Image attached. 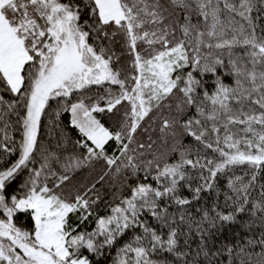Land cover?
Returning <instances> with one entry per match:
<instances>
[{
    "label": "snow or ice",
    "instance_id": "6c2138e0",
    "mask_svg": "<svg viewBox=\"0 0 264 264\" xmlns=\"http://www.w3.org/2000/svg\"><path fill=\"white\" fill-rule=\"evenodd\" d=\"M261 19L264 0H0V264H264Z\"/></svg>",
    "mask_w": 264,
    "mask_h": 264
},
{
    "label": "trees",
    "instance_id": "16d2710c",
    "mask_svg": "<svg viewBox=\"0 0 264 264\" xmlns=\"http://www.w3.org/2000/svg\"><path fill=\"white\" fill-rule=\"evenodd\" d=\"M259 23H260L261 25H264V19H261V20L259 21ZM117 50H118V51L120 50V49H119V46H117ZM235 51L240 52V51H242V49H239V48H238V49H236ZM128 59H129V58H128L127 56L122 57V60H124V61H127ZM209 78H210V77H209ZM226 82H227V83H231V82H232V81H231V78L226 79ZM207 87L212 88L211 83H209V84L207 85ZM66 118H67V114H65V115L62 117V119H64L65 122H66ZM158 126H159V122H157V125H156L157 129H158ZM45 131H46V130H45ZM68 131L71 132L72 130L69 128ZM72 134H74V133H72ZM16 135H17V139H19V134L17 133ZM151 135H152L153 139H156V140H157V144L154 145V147H161V148H162V145L160 144V141L158 140V137H159V132H158V130H157L156 132H152ZM57 138H58V134H57V132H56L55 130H53V132H52V136H51V137H48L47 135H45V140H47L50 144H54V143H55V140H56ZM146 138H147V134H146V133H142V134H141V139L146 140ZM185 142L187 143L188 141L186 140ZM23 178H24L23 175H22L21 177H19V178H18V179L12 184V188H10L9 191H11L12 189H15V188L17 187V185L22 181ZM109 183H111V182H109ZM224 183H225V181H224V180H221V186H222V187L224 186ZM113 191H114V189H112L111 187H109L108 185H106L105 188L102 189V192L104 193V199H105V200L110 199ZM203 195H204L205 199H206L209 203H211V201L214 199V195H213V194H210V193H204ZM201 203H204V200H202ZM103 207H104V205H103V203H101V209H103ZM21 218L23 219V217H21ZM238 219H240V220L243 221V220H246L247 217H246V216H241V217H239ZM237 231H240L241 236L247 234V233H245V232L243 231V229H242V227H241L240 224H235V225L226 226L225 229H224V231H223V233L218 237V239H223V240H226V241L235 242V239H236L237 237H236L234 234H235ZM254 231H257V232H258L259 229H254ZM193 246H194V244H193ZM257 250H258V249H257ZM165 256H167V254H165ZM101 264H105V262L102 261Z\"/></svg>",
    "mask_w": 264,
    "mask_h": 264
}]
</instances>
